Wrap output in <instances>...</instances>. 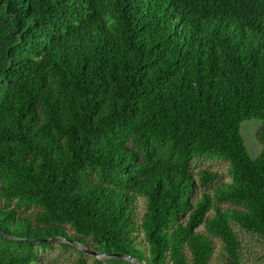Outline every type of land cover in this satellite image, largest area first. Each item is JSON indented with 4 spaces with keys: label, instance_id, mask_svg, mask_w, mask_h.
Here are the masks:
<instances>
[{
    "label": "trees",
    "instance_id": "trees-1",
    "mask_svg": "<svg viewBox=\"0 0 264 264\" xmlns=\"http://www.w3.org/2000/svg\"><path fill=\"white\" fill-rule=\"evenodd\" d=\"M235 228L264 244V0H0V264H242Z\"/></svg>",
    "mask_w": 264,
    "mask_h": 264
},
{
    "label": "rangeland",
    "instance_id": "rangeland-1",
    "mask_svg": "<svg viewBox=\"0 0 264 264\" xmlns=\"http://www.w3.org/2000/svg\"><path fill=\"white\" fill-rule=\"evenodd\" d=\"M260 126L261 123L257 120L245 121L240 125V134L245 148L253 159L260 156L262 151L261 145L256 139ZM192 166L197 169L206 167L210 171L219 173L222 179L228 180L226 163L223 161L203 159L194 162ZM137 202L138 209L142 212L144 209L143 199L138 198ZM235 233L240 244L242 264H264L263 242L258 237L243 233L238 228H235ZM220 247L221 244L216 241L210 264H223ZM85 249L79 253L71 247L61 245L57 241L51 242L48 248L36 247L39 259L45 264H73L78 258H84L87 263H92L97 258Z\"/></svg>",
    "mask_w": 264,
    "mask_h": 264
},
{
    "label": "water",
    "instance_id": "water-1",
    "mask_svg": "<svg viewBox=\"0 0 264 264\" xmlns=\"http://www.w3.org/2000/svg\"><path fill=\"white\" fill-rule=\"evenodd\" d=\"M45 242H59V241H63L61 238H53V239H46L44 240ZM72 245H74L77 249L79 250H84L85 248H82L79 244L77 243H71ZM87 252L91 253L93 256H95L96 258H105V257H116L118 259H127L129 262L133 263V264H139L134 262V260L132 258H130L128 255L126 254H122V255H117V254H104V253H99L96 251H92V250H87L85 249Z\"/></svg>",
    "mask_w": 264,
    "mask_h": 264
}]
</instances>
